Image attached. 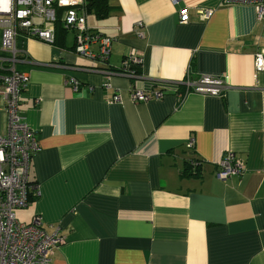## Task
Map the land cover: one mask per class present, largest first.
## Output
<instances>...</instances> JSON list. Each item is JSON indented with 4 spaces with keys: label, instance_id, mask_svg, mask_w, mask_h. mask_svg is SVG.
<instances>
[{
    "label": "crops",
    "instance_id": "obj_1",
    "mask_svg": "<svg viewBox=\"0 0 264 264\" xmlns=\"http://www.w3.org/2000/svg\"><path fill=\"white\" fill-rule=\"evenodd\" d=\"M107 4L100 18L84 0L87 25L113 39L105 66L76 54L74 35L66 47L59 24L51 45L18 36L16 69L28 76L19 113L40 146L30 179L41 195L16 219L39 216L46 233L64 238L51 264H264V71L253 68L264 25L254 7ZM132 51L141 60L130 69L135 77L102 71H118ZM187 75L221 79L226 90L181 98ZM70 77L77 92L65 85ZM134 89L163 98L132 102ZM116 94L121 102H108ZM1 107L0 98L4 134ZM227 152L244 171L222 181L216 173Z\"/></svg>",
    "mask_w": 264,
    "mask_h": 264
},
{
    "label": "built area",
    "instance_id": "obj_2",
    "mask_svg": "<svg viewBox=\"0 0 264 264\" xmlns=\"http://www.w3.org/2000/svg\"><path fill=\"white\" fill-rule=\"evenodd\" d=\"M225 1L228 4L252 5L256 20L264 25V0ZM170 2L175 3L176 0ZM3 8L0 5V9ZM84 8V0H7V10H0V98L1 110L6 115V131L0 134V264H51L54 250L64 243V238L57 232L48 234L44 231L39 216L33 217L29 223L19 222L15 216L16 210L25 209L41 195L40 185L30 179V162L40 151V146L33 130L19 113L28 76L16 69L20 61L17 39L24 34L28 39L51 45L55 42L59 24L63 31L73 33V51L76 54L105 66L113 39L87 25ZM209 15V11H204L201 18L206 19ZM179 17L180 23L186 22L185 9L179 11ZM140 61L132 51L123 59L118 71H102L108 76L135 77L130 69ZM253 68L255 72L264 71V51L254 55ZM179 84L184 87V92L179 94L181 98L189 92L222 96L226 90L221 79L209 76L192 79L187 75ZM65 85L73 92L80 87L73 77L66 79ZM103 86L110 88L106 82ZM88 90L91 92L93 88L88 87ZM128 97L132 102L146 103L162 99L163 93L134 89ZM108 102H121V95H114ZM188 146L193 147V141ZM218 164L216 178L222 181L244 171V164L233 152L225 153ZM190 165L193 169L198 167L194 160Z\"/></svg>",
    "mask_w": 264,
    "mask_h": 264
},
{
    "label": "trees",
    "instance_id": "obj_3",
    "mask_svg": "<svg viewBox=\"0 0 264 264\" xmlns=\"http://www.w3.org/2000/svg\"><path fill=\"white\" fill-rule=\"evenodd\" d=\"M85 7L100 18L104 17L108 12L107 0H85ZM62 30L59 29L61 33H63Z\"/></svg>",
    "mask_w": 264,
    "mask_h": 264
},
{
    "label": "rangeland",
    "instance_id": "obj_4",
    "mask_svg": "<svg viewBox=\"0 0 264 264\" xmlns=\"http://www.w3.org/2000/svg\"><path fill=\"white\" fill-rule=\"evenodd\" d=\"M58 35H63V34H61V32L59 31V28H58ZM72 40H73V33L69 31V32L65 35V46H66V47H70V45L72 44Z\"/></svg>",
    "mask_w": 264,
    "mask_h": 264
},
{
    "label": "snow or ice",
    "instance_id": "obj_5",
    "mask_svg": "<svg viewBox=\"0 0 264 264\" xmlns=\"http://www.w3.org/2000/svg\"><path fill=\"white\" fill-rule=\"evenodd\" d=\"M0 5L6 6L7 5V0H0Z\"/></svg>",
    "mask_w": 264,
    "mask_h": 264
},
{
    "label": "clouds",
    "instance_id": "obj_6",
    "mask_svg": "<svg viewBox=\"0 0 264 264\" xmlns=\"http://www.w3.org/2000/svg\"><path fill=\"white\" fill-rule=\"evenodd\" d=\"M0 10H7V5H6V6H4V8H3V9H0Z\"/></svg>",
    "mask_w": 264,
    "mask_h": 264
}]
</instances>
